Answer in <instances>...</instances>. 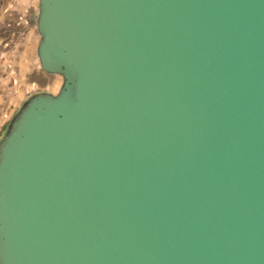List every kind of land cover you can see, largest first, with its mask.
Segmentation results:
<instances>
[{
	"label": "water",
	"instance_id": "obj_1",
	"mask_svg": "<svg viewBox=\"0 0 264 264\" xmlns=\"http://www.w3.org/2000/svg\"><path fill=\"white\" fill-rule=\"evenodd\" d=\"M36 1L0 264H264V0Z\"/></svg>",
	"mask_w": 264,
	"mask_h": 264
},
{
	"label": "crops",
	"instance_id": "obj_2",
	"mask_svg": "<svg viewBox=\"0 0 264 264\" xmlns=\"http://www.w3.org/2000/svg\"><path fill=\"white\" fill-rule=\"evenodd\" d=\"M36 10V0H0V135L19 103L36 90H48L53 77L38 66Z\"/></svg>",
	"mask_w": 264,
	"mask_h": 264
},
{
	"label": "rangeland",
	"instance_id": "obj_3",
	"mask_svg": "<svg viewBox=\"0 0 264 264\" xmlns=\"http://www.w3.org/2000/svg\"><path fill=\"white\" fill-rule=\"evenodd\" d=\"M60 84V78L59 77H56V76H53L50 80L49 83L46 84V87L49 91H56L58 86Z\"/></svg>",
	"mask_w": 264,
	"mask_h": 264
}]
</instances>
